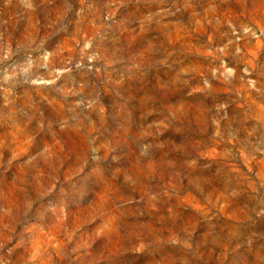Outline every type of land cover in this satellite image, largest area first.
<instances>
[{
	"label": "rangeland",
	"instance_id": "obj_1",
	"mask_svg": "<svg viewBox=\"0 0 264 264\" xmlns=\"http://www.w3.org/2000/svg\"><path fill=\"white\" fill-rule=\"evenodd\" d=\"M0 264H264V0H0Z\"/></svg>",
	"mask_w": 264,
	"mask_h": 264
}]
</instances>
